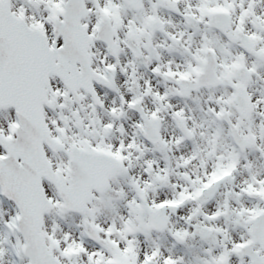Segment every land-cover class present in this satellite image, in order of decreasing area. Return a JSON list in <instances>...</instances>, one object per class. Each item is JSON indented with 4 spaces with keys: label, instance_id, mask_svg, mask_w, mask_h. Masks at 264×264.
<instances>
[{
    "label": "snow or ice",
    "instance_id": "6c2138e0",
    "mask_svg": "<svg viewBox=\"0 0 264 264\" xmlns=\"http://www.w3.org/2000/svg\"><path fill=\"white\" fill-rule=\"evenodd\" d=\"M0 264H264V0H0Z\"/></svg>",
    "mask_w": 264,
    "mask_h": 264
}]
</instances>
